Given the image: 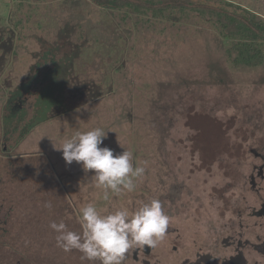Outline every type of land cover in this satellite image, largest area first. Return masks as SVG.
<instances>
[{
    "label": "rangeland",
    "instance_id": "1",
    "mask_svg": "<svg viewBox=\"0 0 264 264\" xmlns=\"http://www.w3.org/2000/svg\"><path fill=\"white\" fill-rule=\"evenodd\" d=\"M149 1L134 0L127 17L120 0L115 10L101 6L107 0H0V264H90L59 249L48 226L80 231L89 203L103 212L159 199L169 249L209 246L239 218L264 235L255 214L264 201V65L232 66L211 23L157 18ZM229 1L264 20V0ZM9 35L11 48L2 44ZM97 126L107 128L101 147L147 162L136 189L109 201L92 172L54 147Z\"/></svg>",
    "mask_w": 264,
    "mask_h": 264
},
{
    "label": "clouds",
    "instance_id": "2",
    "mask_svg": "<svg viewBox=\"0 0 264 264\" xmlns=\"http://www.w3.org/2000/svg\"><path fill=\"white\" fill-rule=\"evenodd\" d=\"M104 127L85 131L76 130L63 138L59 146L66 164L76 162L85 173L92 172L93 186L102 193L100 199L133 192L137 181L146 172L147 162L134 166V154L126 150L114 154L109 147H101L107 138ZM43 207L52 208L51 202ZM80 231L69 230L63 221H50L49 228L55 232L56 246L63 252L76 250L81 261L90 264H124L127 255L145 246L154 249L163 241L170 225V217L159 199L141 203L134 210L126 207L115 211H100L93 203L79 210Z\"/></svg>",
    "mask_w": 264,
    "mask_h": 264
},
{
    "label": "trees",
    "instance_id": "3",
    "mask_svg": "<svg viewBox=\"0 0 264 264\" xmlns=\"http://www.w3.org/2000/svg\"><path fill=\"white\" fill-rule=\"evenodd\" d=\"M107 1L109 6L107 3L105 5L102 3L103 8L118 9V6L113 5L114 0ZM184 1L186 3H183ZM120 2L127 9L125 12L128 17L132 13L131 10H134L132 9L134 0H120ZM148 3L150 5L147 8L152 10L157 18L162 17L172 21V18L168 17L173 13L177 12L184 16L191 13L203 22L211 23L217 29V38H214L217 48H221L222 45L225 47L226 59L232 66L258 68L264 65V20L257 18V15L246 7L236 5L229 0H199V2L198 0H150ZM135 6L139 7V5ZM119 8L121 9L122 6ZM11 37L12 35L7 36L2 44L7 43V47L11 48L13 42ZM1 49L6 52L3 47Z\"/></svg>",
    "mask_w": 264,
    "mask_h": 264
},
{
    "label": "flooded vegetation",
    "instance_id": "4",
    "mask_svg": "<svg viewBox=\"0 0 264 264\" xmlns=\"http://www.w3.org/2000/svg\"><path fill=\"white\" fill-rule=\"evenodd\" d=\"M263 174L262 168V173L257 174L261 181H264ZM257 218L264 219L263 216ZM242 220L239 218L237 228L231 227L230 232L215 243L191 249L183 250L175 245L169 249L171 232L167 231L156 248L145 246L143 250L131 252L124 264H264V235H251Z\"/></svg>",
    "mask_w": 264,
    "mask_h": 264
},
{
    "label": "water",
    "instance_id": "5",
    "mask_svg": "<svg viewBox=\"0 0 264 264\" xmlns=\"http://www.w3.org/2000/svg\"><path fill=\"white\" fill-rule=\"evenodd\" d=\"M259 173H262V168H260ZM254 178V177H253ZM263 178H264V174H263ZM252 186L254 187L255 184L252 182ZM256 215L258 216H263L264 217V207H262L259 211L255 212Z\"/></svg>",
    "mask_w": 264,
    "mask_h": 264
}]
</instances>
